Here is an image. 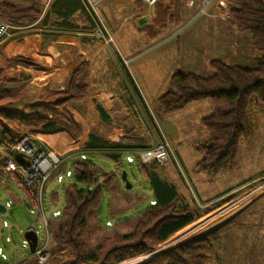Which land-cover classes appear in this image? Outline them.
Instances as JSON below:
<instances>
[{"label":"trees","instance_id":"16d2710c","mask_svg":"<svg viewBox=\"0 0 264 264\" xmlns=\"http://www.w3.org/2000/svg\"><path fill=\"white\" fill-rule=\"evenodd\" d=\"M224 1L228 3L233 28L249 36L250 47L257 54L254 65L244 66L214 58L208 62L209 74L174 71L167 90L156 98L157 111L162 115L175 113L196 101H209L210 112L199 120L207 140L192 143L193 149L200 154L192 171L209 174L234 166L239 143L251 134L250 105L264 104V0ZM44 3H47L45 8ZM153 10L152 24L142 28L148 40L178 24L184 15L180 0H157ZM0 18L15 27L40 28L42 43L56 39L62 31L82 34L80 40L87 45L100 41L89 35L95 23L85 0H37L24 6L12 0H0ZM104 63L106 70L102 74L99 72L98 77V73L96 76L94 73L95 65H92V80L89 81V65L81 62L72 72L65 89L43 87L36 102L24 104L20 109L5 108L4 105L21 98L26 89L23 85L8 84L0 67V146L8 147L14 136L25 130L49 133L65 128L77 136L81 131L80 124L64 106L85 100L91 88L97 89L96 82L106 84L108 78L118 75L110 58ZM131 85L151 120L143 100L133 83ZM104 88L105 85L100 86V89ZM132 147L89 134L80 151H107L105 154L118 163L121 154L112 151ZM86 155L71 160V181L62 186L64 205L55 217L56 221L54 219L55 224L50 225L52 238L68 252L65 256L52 257L50 264H114L155 248L193 221V214L183 204L175 186L160 179L156 167L140 165L154 202L136 216L128 231H113L94 248L85 251L86 216L98 210L102 192L111 191L119 176L115 171L97 172ZM213 251L212 239L196 237L157 250L142 264H209ZM19 264L33 262L25 258Z\"/></svg>","mask_w":264,"mask_h":264},{"label":"rangeland","instance_id":"374dc122","mask_svg":"<svg viewBox=\"0 0 264 264\" xmlns=\"http://www.w3.org/2000/svg\"><path fill=\"white\" fill-rule=\"evenodd\" d=\"M12 1L24 6L37 0ZM90 1H97L98 4L95 5V9L101 16L113 41L112 28L109 27L110 25L107 23V17L104 13L106 12L108 17H113L111 9L108 8V3L106 4V1L110 0H104L100 3L99 0ZM117 1L125 3L129 0ZM142 2L144 8L139 13L149 19L152 17V6L147 5L144 1ZM193 5H197L198 11H200L194 19L178 33L174 34L172 32L173 35L168 33L167 36L170 37L166 40L144 47L127 63V69L131 77L137 84L139 91H142L144 95H141V97L149 105L150 109L147 108V110L151 120L146 116L142 105L139 107L135 102L131 106V103H127L132 96L128 85H126V90L121 85H111L115 95L112 102L109 101L107 96L100 93H91V96H87L85 100L74 107L82 113V117L78 116L80 121L87 122L92 129L91 133L103 139L110 140L112 137L110 134L111 128L116 125L121 126L125 132L141 133L140 137L143 145H151L160 139L165 140L168 144L169 157L162 166L158 167L157 175L160 179H167L175 186L183 204L187 205L194 216L192 222L173 233L155 248L114 264H142L149 260L153 251L172 247L196 237L212 239L214 251L209 264H264V192L254 199L252 197L250 200L240 201L232 205V202L236 201V197L240 195L246 185H250L257 177L264 175V104L252 103L250 105L251 134L239 143L234 166L224 168L216 174L192 171L194 163L200 156L193 149L192 143L207 140V134L200 125L199 120L203 115L210 112L209 101L201 100L190 103L185 108L168 115H162L157 111L156 96L167 90L169 78L174 71L209 74L208 62L211 59H208L218 56L225 58L227 63H238L244 66H252L255 63L257 54L248 45L250 43L249 36L235 31L231 23L229 24L230 16L226 11L228 10L226 1L211 0L205 6L199 0L194 1ZM43 7L45 8V3ZM112 20H116V17L114 16ZM130 28V23H127L121 33H128ZM32 29L33 26L15 27L11 25L9 35L3 41V44L14 38H18L17 42L19 43L22 36L34 33ZM176 34L178 35L175 36ZM235 35L247 39L243 41L244 46L242 49L240 48L238 54L236 52L232 54L233 51H230V46L234 45V40L231 38ZM205 36L209 37L207 45L203 39ZM177 40L180 46L179 53L176 52L178 50L176 49ZM218 41H222L221 48L217 45ZM238 43L242 46V40ZM203 44L207 48L205 52H203L204 48L200 47ZM219 49L221 50L220 54ZM222 55L229 57L226 58ZM32 60L34 58L30 61ZM35 61H37V58H35ZM97 84L99 82H96ZM121 88L122 90H120ZM119 93L121 97H119ZM92 96L104 102V106L108 109L112 118L111 124L104 122L98 116L93 107ZM133 106H136L139 111L143 110L142 113L139 112V118H137ZM72 110L74 112L73 108ZM158 126L162 129L160 135H157ZM126 128L129 130H126ZM62 130L64 129L61 128L59 131ZM29 134L31 133L29 132ZM38 137L44 139L39 134ZM46 140L53 145L56 142L53 135ZM88 154L90 153H87L86 156L90 157L94 163L93 168L97 172L115 171L119 176L117 184L111 191L102 192L98 210L86 216L88 231L85 251L94 248L105 235L113 231H128L136 216L140 215L154 198L146 178L139 169L140 165L137 160L127 162L125 160L126 154L123 153L118 163H116L114 160L109 159L105 153H94L90 156ZM63 166L71 168L69 162L64 163ZM123 171L126 173V181L131 185L130 188H125V183L120 178ZM248 173L253 174L245 180H241L231 187L229 186L230 188L224 189L226 185ZM67 182L59 183L52 176L45 189L44 201L45 208L49 211L48 231L50 239H52L50 225L55 224L56 221L55 217L50 216L51 211L48 208L51 204L50 194L54 190L58 191L59 197H57L55 206L58 210H61L64 205L61 186ZM222 195H225V199L222 197L219 201L217 200L218 202L214 201L209 204L210 201ZM225 200H227V203L220 206V202ZM6 202H9V206H5ZM0 203L5 206V209H0V246L5 248L9 257L17 256L23 252V233L31 225H34L37 229V244L39 245L45 240V231L41 227L37 213L31 211L29 200L23 190L4 177L0 179ZM206 204L207 206H205ZM249 212H251L250 215ZM3 222H6L9 226L2 227ZM106 222L110 224H106ZM6 236L10 237L11 241H6ZM53 240L57 245L56 250L60 251L61 247L54 238ZM67 252L68 250L63 248V253L59 252L51 256L47 264H50L52 257L65 256ZM27 253L28 249H25V254Z\"/></svg>","mask_w":264,"mask_h":264},{"label":"crops","instance_id":"0c3cea01","mask_svg":"<svg viewBox=\"0 0 264 264\" xmlns=\"http://www.w3.org/2000/svg\"><path fill=\"white\" fill-rule=\"evenodd\" d=\"M142 1L143 0H129V1H126L125 3L123 1H117V0L106 1V4L108 3L109 5L108 8H110L111 12L113 13V17L114 16L116 17V20H112L113 17H108L106 12H104L107 17L106 21L110 25L109 27L112 28L111 32L113 34V41L109 43L99 41L94 45H87L85 43H82V41L80 40L81 39L80 37L82 36V34L77 33V32H69V31L59 32L60 34L56 39L42 43L41 34H40L42 30L35 26H33V29H32L34 33L22 36L20 38L19 43L17 42L18 38H14L13 40L8 41L5 44L1 43L0 44V67H2L3 69L2 75L5 77L6 82L8 84L23 85L26 89L24 95L21 98L17 99L14 102L7 103L6 105H4V107L11 108V109H20L24 104L36 102L39 91L43 87L50 89V90L65 89L68 85L72 72L78 67V65L81 62H84V61L87 62L89 65V81H91L92 80V65H95L94 73H95V76L98 73L96 76L98 77L99 72H101L102 74L106 70V66L104 63L106 58L111 59L112 63L114 64V66L116 67L118 71V75L116 77L108 78L106 84L105 83L97 84L96 90L91 88L89 90L88 96H91V93L93 94L100 93L101 95L107 96L109 98V101L112 102L114 100L115 95L111 89V85H114V84L121 85V87L125 90L127 89L126 85H128L129 89H131L132 96L127 101V103H131V106H132V104H135V102H137L138 106L141 107L139 100L135 95V91L132 88L131 83H133V85L135 86L140 97L141 95L142 96L144 95L142 91L141 92L139 91L137 84L131 77L127 69V63H129V61L134 56H136L139 52H141L144 47H149L155 43L166 40L168 37H170V36H167L168 33H171L170 35H173V33L175 34L176 32L178 33L179 30H181L184 26H186L192 19H194L197 16L198 13H200V11H198L197 5L196 6L193 5L194 1H199V0H180L184 8V15L182 19L180 20V22L162 31L154 39L148 40L146 37V33L142 28L152 24L154 10L152 9L151 11L152 17L149 19H147L143 14H140L139 12H141V10L144 8ZM219 1H224V0H219ZM98 2L99 3L104 2V0H99ZM45 6H46V3H45ZM127 23H130V26H131L130 31H128V33L122 34L121 30ZM131 30L133 31L131 32ZM177 35L178 34H176L175 36ZM233 37L231 39L234 40L233 42L234 45L230 46V49H231L230 51H233L232 54H235V52L236 54H238L240 53V48L242 49L244 46L243 41H245L246 37L240 38V37H237L236 35ZM208 38H209L208 36H205L203 38L205 40L204 43L206 45L209 43ZM240 40H242V46L238 43V41ZM221 43L222 41L217 42V45L219 46V48H221V45H220ZM248 45L250 46V43H248ZM179 47L180 46L177 40V44H176V49H178L176 50L177 53H179ZM200 47L204 48L203 52L207 50L204 44ZM218 51L220 54L221 50L219 49ZM223 57H226V56H223ZM32 58H34V60L30 61ZM35 58H37V61H35ZM213 58H219L226 62L225 58H222L220 56L213 57ZM213 58H209L208 60L213 59ZM101 85H105L104 90L100 89ZM122 88L120 90H122ZM120 95L121 94L119 93V97H121ZM141 99L143 100L142 97ZM78 103L69 104V105L64 106V108L69 110L73 118L80 124L81 131L77 136L72 135L65 128H63L64 130L62 131H54V132H49V133H42L38 131L34 132L30 130H25L20 133L26 132L29 134L30 132L31 134L29 135L32 139V143L36 146L40 144H44L59 153H64L67 151H71L72 153L77 152L78 150H80V146L85 142L88 135L92 134L91 133L92 129L91 127H89L88 123L87 122L83 123L82 121H80L78 117V116L82 117L81 111L78 110L77 108H74ZM102 103L103 105H105L104 102ZM144 104L146 108L150 109L148 107L149 105L147 102L146 103L144 102ZM72 108L74 109V112ZM133 109H134L135 114L137 115V118H139L140 116L139 112L142 113L143 110L140 109L141 111H139V109L136 106L135 107L133 106ZM122 110L124 111V109ZM126 130H129V129L126 128ZM157 130H158L157 135H160L162 129L158 126ZM129 132H125L121 126L118 127L115 125L111 128L110 134L112 137L108 141H111V142L120 141L122 143L134 146L129 149L150 147L154 144L153 143L151 145H143L141 143V137H140L141 133H133V132L129 133ZM18 134H16L14 138ZM38 134L43 136L44 139L38 137ZM51 135H53L56 140L54 145L46 140ZM97 137L99 136L97 135ZM101 153L103 152L101 151ZM92 154L94 153H91V155ZM68 162L70 164L71 161L67 160L66 163ZM157 170L158 168L156 169V171ZM252 174L253 173L242 175V177H239L232 183H229L228 185H226L224 189L230 188L232 185H235L237 182L241 180H245L247 177L251 176ZM67 181L69 182L71 180H67ZM163 181L166 183H170L168 182L167 179H163ZM244 183L246 184L247 181ZM61 192H62V186H61ZM224 196L225 195H222L221 197L214 199L213 201H210L209 204L214 201L218 202L219 199H222V197L223 199H225ZM57 197H59L58 191L57 190L52 191V193L50 194L51 204H50V207H48L50 211L54 209H58L55 206ZM224 203H227V200H225L224 202H220L219 205L221 206ZM205 206H207V204ZM250 214L251 212H249V215ZM2 227H3V223H2ZM247 227L250 228L249 226ZM56 246H57L56 242L52 238L49 242V250L52 256L56 255L59 252L63 253V248H60V251H58L56 250L57 249ZM28 252H29V249H28ZM26 255L27 254H25V249H23L22 253H20L17 256L13 255V257H9L8 261L12 264H18L20 261H22V259L25 258Z\"/></svg>","mask_w":264,"mask_h":264},{"label":"built area","instance_id":"2783aa9c","mask_svg":"<svg viewBox=\"0 0 264 264\" xmlns=\"http://www.w3.org/2000/svg\"><path fill=\"white\" fill-rule=\"evenodd\" d=\"M49 1V0H47ZM147 5L153 6L157 0H143ZM205 6L209 4L211 0H200ZM88 11L91 12L95 27L93 31L89 33L90 36L103 41H112V36L107 30L104 22L95 9L97 1L85 0ZM47 4V3H46ZM11 25L0 18V44L8 37L9 29ZM89 153H100V150H90ZM103 153L107 151H102ZM125 153V160L127 162H133L137 160L139 165L145 167H160L169 157L168 144L165 140H157L152 146L144 148H135L129 150L112 151ZM86 151L71 152L67 151L59 153L51 149L50 147L40 144L38 146L32 143L30 135L26 132L18 134L8 147L0 146V162L2 177L12 181L17 187H19L25 193L29 200L31 211L37 213V218L41 223V227L45 231L46 238L41 244L37 243L32 252H28L25 258L33 260L34 264H47L51 258V252L49 250L50 236L48 231V214L49 211L45 208L44 193L49 179L54 176L57 182H63L71 179V168L63 167L67 160L80 157L85 158ZM17 158L21 159L18 160ZM63 167V168H62ZM250 185H246L243 191L236 201L232 205L250 200L252 197H258L264 192V175L257 177L256 180ZM154 201H150L153 203ZM5 206H9V202H6ZM60 214V210L54 209L50 212L51 217H57ZM106 224H110L106 222ZM8 226L6 222H3V227ZM27 230H34L37 234V229L34 225H31ZM6 241H11V238L6 236ZM22 247L28 249L27 241L24 239ZM9 255L3 246H0V264H12L9 261Z\"/></svg>","mask_w":264,"mask_h":264},{"label":"water","instance_id":"95a60500","mask_svg":"<svg viewBox=\"0 0 264 264\" xmlns=\"http://www.w3.org/2000/svg\"><path fill=\"white\" fill-rule=\"evenodd\" d=\"M91 100L93 102L94 109L98 113V116L104 122L111 124L112 118H111L108 110L104 107L103 103L101 101L97 100L96 97H94V96L91 98ZM120 178L125 183V185H124L125 188H130L131 185L126 181V173L124 171L120 174ZM4 208H5L4 205L0 203V209L3 210ZM23 237L27 241L29 251L32 252L36 246V243H37L36 232L34 230H27L26 229V231L23 233ZM156 251H153L152 254Z\"/></svg>","mask_w":264,"mask_h":264},{"label":"bare ground","instance_id":"6f19581e","mask_svg":"<svg viewBox=\"0 0 264 264\" xmlns=\"http://www.w3.org/2000/svg\"><path fill=\"white\" fill-rule=\"evenodd\" d=\"M124 264V263H123Z\"/></svg>","mask_w":264,"mask_h":264}]
</instances>
